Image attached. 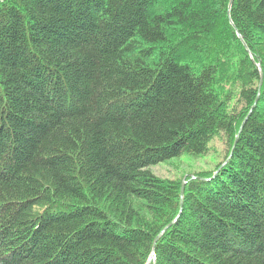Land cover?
Here are the masks:
<instances>
[{
  "label": "trees",
  "instance_id": "obj_1",
  "mask_svg": "<svg viewBox=\"0 0 264 264\" xmlns=\"http://www.w3.org/2000/svg\"><path fill=\"white\" fill-rule=\"evenodd\" d=\"M229 3L0 0V264H146L178 214L148 264H264V0ZM216 138L180 211L150 167Z\"/></svg>",
  "mask_w": 264,
  "mask_h": 264
},
{
  "label": "rangeland",
  "instance_id": "obj_2",
  "mask_svg": "<svg viewBox=\"0 0 264 264\" xmlns=\"http://www.w3.org/2000/svg\"><path fill=\"white\" fill-rule=\"evenodd\" d=\"M249 54H250V52H249ZM250 56L252 58L251 54H250ZM257 66H258V69L260 68V71L262 73V81H261V85H260V88H259L258 93H257L260 96V93H261L260 90H261V86H262V82H263V71H262V65H261L260 61H257ZM259 83H260V79H259ZM258 87H259V84H258ZM258 100H259V98L257 99V101L255 103L253 102L255 104V106L257 105ZM252 106H253V104H252ZM252 106L250 107V109L253 110L255 108V106L253 108H252ZM250 109H249L248 113L250 112ZM248 113H247V115H248ZM237 141L233 144L232 147H235ZM209 146H210V149H209L208 153L205 155L198 156V157L189 156V155H182L180 157L172 158V159H169L167 161L155 164V165L150 167V170L154 175H156L157 177L162 178V179H168V178L179 179L181 181V186L183 184V194H184L185 184L187 182L186 178H189V177L195 178L196 173L207 172V171L212 170L215 167V165L218 163V161L220 160V158H221L220 154H221V152H223V148L225 146L224 141L221 138L220 139L216 138V140L214 139L212 142H210ZM217 171L218 170L214 171V174ZM180 190H181V188H180ZM183 194H182V202H183ZM180 198H181V195H180ZM177 216H179V214ZM170 223H168L167 225H169ZM164 228H162V230ZM163 233L161 234V236L163 235Z\"/></svg>",
  "mask_w": 264,
  "mask_h": 264
},
{
  "label": "water",
  "instance_id": "obj_3",
  "mask_svg": "<svg viewBox=\"0 0 264 264\" xmlns=\"http://www.w3.org/2000/svg\"><path fill=\"white\" fill-rule=\"evenodd\" d=\"M231 3H232V0H230V3H229V7H230V5H231ZM238 36H239V38L242 40V37L240 36V34L238 33ZM259 72H260V83H259V87H258V90H259V88H260V85H261V81H262V73H261V71H260V68H259ZM259 98V94H257V96H256V99H255V101H254V103L257 101V99ZM253 103V106H252V108L255 106V104ZM252 112V109H250V112L248 113V115L245 117V119L242 121V123H241V125H240V127H239V129H238V132H237V134H236V136H235V141H234V143L237 141V139H238V136H239V134H240V132H241V130H242V127H243V125H244V123H245V121H246V119L248 118V116L250 115V113ZM182 194H183V184H182V186H181V190H180V195H181V198H180V211H181V208H182ZM179 211V212H180ZM177 218H178V216L169 224V225H167L157 236H156V238H155V240H154V245H155V243H156V241L159 239V237L161 236V234L169 227V226H171V224L172 223H174L176 220H177ZM154 245H153V248H152V250H151V253H150V256H149V261H151V259H153L154 258ZM149 261H148V263H149Z\"/></svg>",
  "mask_w": 264,
  "mask_h": 264
}]
</instances>
